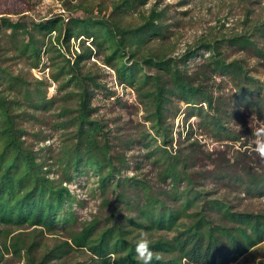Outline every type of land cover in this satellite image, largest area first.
Masks as SVG:
<instances>
[{"label": "trees", "instance_id": "obj_1", "mask_svg": "<svg viewBox=\"0 0 264 264\" xmlns=\"http://www.w3.org/2000/svg\"><path fill=\"white\" fill-rule=\"evenodd\" d=\"M147 1L110 0L104 13L100 2L83 0L63 1L66 13L37 17L33 3L0 13V264L5 254L22 264L54 263L74 250L89 255L75 264H138V230L172 232L149 239L160 257L153 264H231L264 244V211L237 210L206 185L264 195V159L249 143L264 127L258 133L246 120L264 126V76L225 52L264 58L253 38H264V24L172 55L163 47L171 32L165 9L140 12ZM134 12L136 22L126 18ZM105 67L120 91L107 83ZM95 100L131 102L141 119L118 130ZM45 124L60 132L57 144H44L54 137ZM204 138L225 149L208 152ZM204 159L211 165L198 167ZM143 160L154 167V182L126 173ZM89 175L112 207L111 221L74 227L82 201L67 184ZM59 230L62 238L46 246L47 234Z\"/></svg>", "mask_w": 264, "mask_h": 264}, {"label": "rangeland", "instance_id": "obj_2", "mask_svg": "<svg viewBox=\"0 0 264 264\" xmlns=\"http://www.w3.org/2000/svg\"><path fill=\"white\" fill-rule=\"evenodd\" d=\"M63 1L70 0H0V13L5 10H17L23 9L33 3L31 13L35 16H42L50 12H63L66 11L63 8ZM74 2L75 0H71ZM83 4H91L94 2H100V6L103 8V13L108 12L110 9V0H83ZM152 4H156L158 8H164L167 14L166 23L170 24L169 39L163 44L165 49L172 55L181 53L188 45L199 42L202 39H220L223 36H230L237 33H254L253 28L256 24H264V0H148L145 5L139 8L140 12H146ZM96 9V8H95ZM78 11L77 13H80ZM94 13H97L95 10ZM127 19L136 22L139 20L138 12H134L128 16ZM253 38L262 46H264V38H261L257 33H254ZM160 42H152L151 47H159ZM76 45V44H75ZM226 54L229 57H243L247 60L250 67L254 68V73L260 76H264V58H257L252 52L239 50L236 47H229L226 49ZM199 60V58H196ZM108 72L106 78L107 83L114 85L119 91V86H116L112 71L105 67ZM36 75H42V72L33 70ZM53 90V87H51ZM130 101V98H129ZM95 103L101 105L99 115L104 116L112 127L123 129L127 131L132 125L141 119L142 110L140 107L133 106L131 102H128V106H121L118 103H114L113 100L100 101L95 100ZM246 120L250 125L254 126V129L261 133L260 129L264 126L257 127V121L251 120V117H246ZM193 121L191 117L187 122ZM182 115H179L174 120V127L176 130L182 126ZM259 126V125H258ZM39 128L36 126L35 129ZM43 131H51L48 125H42ZM53 133V139L44 142L58 143L60 139L59 131H51ZM259 140H264V136H256L249 139V143L254 145L252 148L256 150V145ZM203 147L208 152H219L225 149L223 145L215 143L210 139L204 138L201 140ZM216 152L212 155L213 158L218 155ZM257 152V151H256ZM134 155H139L142 150L134 148L130 151ZM258 156V157H257ZM256 159L261 160L257 153ZM135 158L134 160H137ZM200 165L208 164V160H203L198 163ZM130 168L126 173L131 175L136 173L139 177L148 178L152 182L155 181V169L147 160L140 162L138 168ZM68 187L75 193L76 197L82 201L81 204L75 206L77 212V222L74 227H79L83 221H88L92 218H98L101 223L105 225L111 221L109 215L112 212V207L101 202L102 196L99 191L95 190L97 185L96 177L89 175L87 178H80L75 182L67 184ZM207 187L213 189L214 194L223 196L232 204L237 210H249V211H264V195L262 196H248L234 189L232 185L223 186L219 183H206ZM119 212V211H118ZM128 213V212H123ZM119 217V216H118ZM120 218V217H119ZM121 219V218H120ZM1 227V226H0ZM28 230V229H27ZM143 233L146 238L154 239L159 236L168 237L172 232L164 230H153L150 232H144L138 230L135 232L139 235ZM64 235L63 231H57L54 234H47L45 242L46 246H50L56 239H61ZM88 253L81 250H74L64 259L55 261L64 264H75L78 261H82L88 258ZM4 257H8L6 264H22L16 262L14 258H9L8 254ZM54 262V263H55ZM50 262L48 264H54ZM231 264H264V244L251 250L243 257Z\"/></svg>", "mask_w": 264, "mask_h": 264}, {"label": "clouds", "instance_id": "obj_3", "mask_svg": "<svg viewBox=\"0 0 264 264\" xmlns=\"http://www.w3.org/2000/svg\"><path fill=\"white\" fill-rule=\"evenodd\" d=\"M260 135H264L261 133ZM256 151L261 159H264V140H259L256 145ZM135 252L138 264H153V260H159L160 257L153 252L151 242L141 233L135 244Z\"/></svg>", "mask_w": 264, "mask_h": 264}, {"label": "built area", "instance_id": "obj_4", "mask_svg": "<svg viewBox=\"0 0 264 264\" xmlns=\"http://www.w3.org/2000/svg\"><path fill=\"white\" fill-rule=\"evenodd\" d=\"M68 186V185H67Z\"/></svg>", "mask_w": 264, "mask_h": 264}]
</instances>
